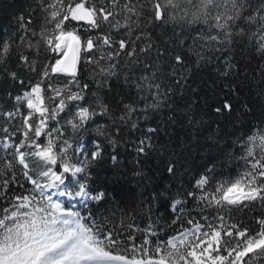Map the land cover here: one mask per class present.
Instances as JSON below:
<instances>
[{
  "label": "snow or ice",
  "instance_id": "1",
  "mask_svg": "<svg viewBox=\"0 0 264 264\" xmlns=\"http://www.w3.org/2000/svg\"><path fill=\"white\" fill-rule=\"evenodd\" d=\"M29 8L16 36L0 40V78L18 86L0 110V264H264V121L237 140L235 175L213 164L187 188L152 192L135 212L139 223L127 210L114 219L115 205L111 227L96 218L114 198L92 187L91 171L105 157L119 165L129 132L141 131L138 157L156 150L157 129L139 122L172 84L187 82L190 65L217 62L220 77H239L240 62L255 61L242 79L264 95V0H32ZM213 110L232 113L233 104ZM166 170L177 175L171 161ZM231 209L256 214L246 222ZM165 228L171 238L160 236Z\"/></svg>",
  "mask_w": 264,
  "mask_h": 264
},
{
  "label": "trees",
  "instance_id": "2",
  "mask_svg": "<svg viewBox=\"0 0 264 264\" xmlns=\"http://www.w3.org/2000/svg\"><path fill=\"white\" fill-rule=\"evenodd\" d=\"M30 5L32 0H0V40L16 36L18 17L21 15L27 17ZM216 64L217 62H213L201 69H194L190 65L187 82L183 85L172 84V90L168 93L167 99L162 101L161 108L149 110L139 122L140 129L144 127L157 129L152 140L157 146L156 150L138 157L132 142L141 136V131L129 132L125 137L126 143L118 149V166H113L110 158L105 157L102 164L91 168L92 187L102 189L114 198L97 208L95 216L98 220L104 218L108 221V216L113 214L114 205L118 206V214L113 216L114 219L120 220L125 210L129 212L131 219H136L135 212L140 210L150 193L165 189L175 191L177 187L187 188L198 174L213 164L217 165V172L235 175L233 170L236 169V162L231 157L238 155L237 140L245 136L246 129L264 121V95L261 94L257 82L250 85L242 79L245 74L250 75L255 69V61L242 60L238 65L243 67L239 77L235 75L220 77L215 71ZM161 67L166 68L167 65ZM161 83L167 84L169 81L162 80ZM230 88H235L236 94L226 95ZM122 89L123 86L117 84L114 79L112 96L119 98ZM8 91L15 95L18 93V86L0 78V110L11 107V100L6 96ZM224 99L233 104V111L223 115L217 114L213 109ZM190 113L201 123L193 126L188 119ZM3 123L5 121L0 120V124ZM16 123L12 121L7 126L11 130ZM94 136L93 132L89 136L90 140ZM169 161L175 164L177 173L175 176L167 173ZM222 164L226 167H220ZM137 169H143L142 176L133 174ZM0 171H3L2 166ZM94 207L96 206L81 207V214H86ZM158 210L164 216L168 215L163 205H160ZM255 214L248 213L247 209L243 211L231 209L229 212L233 219L246 222ZM136 222L140 221L136 219ZM168 222H171L170 218ZM108 223L111 227V221ZM118 226L123 227V224ZM136 236L139 239L141 233L137 232ZM160 236L171 238V232L165 228Z\"/></svg>",
  "mask_w": 264,
  "mask_h": 264
},
{
  "label": "rangeland",
  "instance_id": "3",
  "mask_svg": "<svg viewBox=\"0 0 264 264\" xmlns=\"http://www.w3.org/2000/svg\"><path fill=\"white\" fill-rule=\"evenodd\" d=\"M42 139H43V138H42ZM85 140L90 142V138H89V136L86 135V136H85Z\"/></svg>",
  "mask_w": 264,
  "mask_h": 264
}]
</instances>
